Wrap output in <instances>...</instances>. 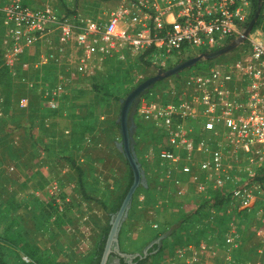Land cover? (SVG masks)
Returning <instances> with one entry per match:
<instances>
[{
	"label": "built area",
	"instance_id": "obj_1",
	"mask_svg": "<svg viewBox=\"0 0 264 264\" xmlns=\"http://www.w3.org/2000/svg\"><path fill=\"white\" fill-rule=\"evenodd\" d=\"M252 13L253 0H101L87 14L70 15L46 4L0 0V27L12 71L60 68L57 83L43 90L47 106L58 108L73 76L93 77L112 60L166 71L238 39ZM37 44V60L22 61ZM227 54L212 66L180 72L167 98L149 89L136 106L140 122L157 136L156 146L142 153L166 180L160 190L192 195L195 208L216 193L230 198L222 209L207 205L206 215L191 222L197 240L178 246L167 264H220L221 251L223 264H264V25ZM235 214L256 218L252 259L236 256L243 245L238 225L220 227L223 217Z\"/></svg>",
	"mask_w": 264,
	"mask_h": 264
},
{
	"label": "rangeland",
	"instance_id": "obj_2",
	"mask_svg": "<svg viewBox=\"0 0 264 264\" xmlns=\"http://www.w3.org/2000/svg\"><path fill=\"white\" fill-rule=\"evenodd\" d=\"M64 2L70 10L87 14L101 0ZM35 3L46 4L59 14H65L59 0H36ZM261 24L264 25V19ZM1 34L0 48L6 61L4 33ZM241 47H246V44ZM40 50L37 44L27 54L30 58H38ZM229 57L230 54H227L219 61ZM37 58L30 59V62H35ZM213 63L212 60L202 59L184 70L183 74L196 68L212 66ZM121 68V75L116 80L108 77L110 66L99 71L95 78L99 84L110 87L112 97L101 100L103 93L92 88V77L73 76L68 84L70 94L58 108L45 113L42 109L45 108V99H35L34 104L42 107L41 111L46 116L42 117L41 122L38 114L30 112L29 101L35 91L40 93L45 86H53V77L49 80L53 79L52 84L46 85L39 84L40 80L34 78L32 72L30 74L34 76L28 74L23 77L30 88L29 96L19 98L18 102L8 107L3 87L0 86V241L4 242L6 258L11 264H21L23 260L20 247L17 243L13 244L17 239L22 240V236H17L19 232H24L23 240L38 244L62 261L76 263L93 254L103 228L113 221L115 215L110 213V209H105L102 202L109 207L116 204L127 186L129 168L119 145L122 141L118 137L119 130L111 125V121L120 122L123 101L139 85L141 75L149 78L159 72L157 68L126 65ZM137 71L140 74L137 75ZM62 72L69 73L64 69ZM22 73V68L12 71L16 78ZM180 74L157 81L150 90L160 98H167L168 90L179 82ZM75 92H79V95L75 96ZM98 105L101 108L97 116L93 117L94 131H89V135L86 133L78 146L72 147L71 137L82 133L84 120L90 117ZM53 110H56L55 114ZM134 119L138 123L141 121L136 114ZM133 139L145 184H141L133 196L113 250L123 253L128 264H133L135 256L145 255L152 249V264H167L178 246L186 240H197L192 223L186 225L183 222L184 216L195 209L193 196L159 189L164 187L163 182L166 180L142 153L157 143L148 126H137ZM140 142L144 143L143 149H140ZM64 149L70 150L68 152L84 170V188L89 198H85L80 189L77 172L60 157ZM56 195L60 196V202L56 200ZM53 207L58 211H53ZM231 221L238 225L240 232L249 233L246 248H252L256 218L237 214L220 227L225 228ZM155 223L159 224V228L153 227ZM169 230L171 232L168 234ZM224 257L222 251L218 253L217 263L223 264ZM109 264H118V259L112 256Z\"/></svg>",
	"mask_w": 264,
	"mask_h": 264
},
{
	"label": "trees",
	"instance_id": "obj_3",
	"mask_svg": "<svg viewBox=\"0 0 264 264\" xmlns=\"http://www.w3.org/2000/svg\"><path fill=\"white\" fill-rule=\"evenodd\" d=\"M61 1V3L63 4V7H64V10H65V14L67 15H70L72 13H76V10H70L69 6L64 2V0H59ZM26 3H29L26 1ZM259 4H260V1L259 0H253V13H252V16H251V20L253 19L254 15H255V12L257 11L258 7H259ZM263 11H261V14H262ZM262 15L259 17L258 21L256 22L255 26L256 27L257 25H260L262 23ZM250 22L246 23L245 25V29L248 27ZM1 33H4V27H0V40L2 39L1 37ZM224 57V56H222ZM221 57V58H222ZM22 58V61L24 62H30L31 60L30 59H36V58H30V56L25 53L21 56ZM206 61V60H205ZM208 61V60H207ZM213 61V60H212ZM182 62V61H180ZM179 62V63H180ZM178 63V64H179ZM120 64V62H119ZM110 67H111V70H109V72L107 73L108 74V77L111 78V80H116L117 78L120 77L121 75V70H122V66L121 65H118L116 64V62H113L110 61ZM19 68H22L23 69V73L21 76H17L14 77V75L12 74V69L9 65L6 64V61L4 59V53H3V49L0 48V86L3 87V92L6 96V105L7 107L8 106H13V103L15 102H18L19 101V98L25 96V97H28L29 96V86L26 84V81H24L22 78L28 76V74H30L31 72L35 74L32 75L34 76V78H36L38 81H42V84L46 85V84H52V80L55 81V83L53 84V86L57 83V80H58V73L60 70V68H58L57 66H55L54 64H49V65H45L43 67H40V68H26L24 69L23 66H16L15 67V70L19 69ZM127 71V70H126ZM53 77V79L49 82V80ZM94 82L92 84V88L94 90H96L97 92H100V93H103V97L101 98L102 99H105L106 97H109V96H113L111 94V91H110V87L108 85H103V84H99L98 79H95L96 78V75L92 77ZM130 79V78H128ZM147 78H145L144 80H146ZM144 80L142 81H139L138 84H140L141 82H143ZM129 81H133L132 79H130ZM78 93V94H77ZM75 92V96H78L79 95V92ZM39 94V95H38ZM68 95H66L64 97L67 98ZM73 96V94H72ZM38 97L40 98H44L43 97V91L38 93L37 91L34 92V94H32L31 96V100L29 101V104H30V112L33 113H36L38 114V118H39V121L41 122L42 121V117H46L45 114H43V111H41L42 109L44 111H46L45 113H48L47 111H50L52 108L50 107H46V108H39V106L35 105L34 103L35 102V99H37ZM34 104V105H33ZM100 105V104H99ZM98 105V108H96L95 110L92 111V113L90 114V117L85 119L83 122V129H82V133L80 134H77L76 136L73 135L71 137V142H72V147H77L81 138H85L86 137V133L88 134L89 131H94V119L93 117H96L97 116V112L100 111ZM44 107V106H43ZM13 108V107H12ZM9 111V110H8ZM10 112V111H9ZM56 113V110H53V114ZM51 115V114H50ZM112 122V126H115L116 128H118V133H119V138H122V134H121V130H120V123L117 122V121H111ZM137 123V126H141V127H149L150 128V132L152 133V135L156 138L157 140V136L153 133L152 131V127L150 125H147L145 123H138V121H136ZM90 134V133H89ZM88 134V135H89ZM74 137V138H73ZM68 151L70 152V150L68 149ZM66 149H64L62 152H61V158L65 159L66 162L70 165V167L75 170L77 172V176H78V182H79V185H80V189L84 195L85 198H89V196L86 194V191H85V188H84V185H85V174H84V170L82 169V167L77 163V160L68 152ZM126 162H127V165H128V168H129V177H128V183H127V186L125 188V190L120 194V196L118 197V200L116 202V204H114L113 206H108L107 204H105L104 202L103 203V207L105 209H110V213L112 215H115L117 213V211L119 210L130 186L132 185L133 183V180H134V175H133V171H132V168L126 158ZM91 198V197H90ZM229 194L228 193H225V192H220V193H216V194H213L212 197L206 199L204 201V203L201 204V206H198L197 208H195L193 210V212H190L188 214H186V216H184V220L183 222L188 225L190 224L191 222H195V221H198L201 216L203 215H206V207L207 205H209L210 203H213L214 204V207L218 208V209H222L225 207V205L229 202ZM53 211L57 212L58 209L56 207H53L52 208ZM55 209V210H54ZM237 215V214H235ZM227 218V219H226ZM230 219V216L228 217H223L221 222H220V225H225L227 223V221ZM184 224V225H185ZM185 225V227H187ZM110 229H111V224L108 223L102 230V233L100 235V238H99V241H98V244L96 246V249L95 251L93 252L92 255L88 256L87 258H85L84 260L80 261V262H76V263H72V262H67V261H62L60 260L55 254L51 253V252H48V251H45L43 250L38 244L36 243H33V242H30L29 240H23V233L24 232H19L20 234H18L17 236H22V240H17L16 241H13V244L17 243L16 245L20 247V250L22 251L23 255H26L30 258V261L27 262L23 259V256H22V263L21 264H100L101 263V260H102V256H103V253H104V250H105V246H106V242H107V238H108V235H109V232H110ZM249 233H245V231L243 232L242 231V235H243V245L242 247L237 251V258L238 259H252L254 258V253H255V250H256V247H257V244L258 243H255L252 248L250 249H247L246 248V242L247 240L249 241ZM160 237V236H159ZM15 239V238H14ZM5 240H7V238H5ZM10 241V240H9ZM5 243H7L5 241ZM153 253H152V249H150V251L147 252V254L145 255H138V256H135L134 259H133V264H152L151 262V257H152ZM114 256L118 259V264H128L127 262V259L126 257L123 255V253H121L120 251H112L111 254H110V257H109V260H108V263L110 261V258ZM0 264H11L7 258H6V253H5V250H4V242H1L0 241Z\"/></svg>",
	"mask_w": 264,
	"mask_h": 264
},
{
	"label": "water",
	"instance_id": "obj_4",
	"mask_svg": "<svg viewBox=\"0 0 264 264\" xmlns=\"http://www.w3.org/2000/svg\"><path fill=\"white\" fill-rule=\"evenodd\" d=\"M259 1H260L259 7L255 12L253 19L249 23L248 27L246 28L242 36H240L238 39L231 41L228 45H226L225 47L219 50L188 58L166 71L160 70L158 74L151 76L146 80H144L143 82H141L136 88H134L128 94L126 99H124L123 106L121 109L120 122H119L120 130L122 134V141L120 142L119 145L132 168L134 180L119 210L115 214L113 221L111 222V229L107 238L105 250L100 264L108 263L110 254L113 251L114 243L118 240V234L120 231L121 224L125 219L127 212L130 208L133 196L136 190L138 189V187L141 184H145L144 172L143 169L141 168V164L139 163L138 157L136 155V151L134 147L135 141L133 139L134 132L137 129V124L134 119V114L136 112V106L139 102L140 97L149 89H151L152 86L157 81L172 75H179L181 71L193 67L202 59L212 60L234 50L240 43H242L245 40V38L251 32L252 28L255 26L256 21L258 20L262 10L261 0Z\"/></svg>",
	"mask_w": 264,
	"mask_h": 264
},
{
	"label": "crops",
	"instance_id": "obj_5",
	"mask_svg": "<svg viewBox=\"0 0 264 264\" xmlns=\"http://www.w3.org/2000/svg\"><path fill=\"white\" fill-rule=\"evenodd\" d=\"M26 1L29 2V3H31V4H33V3H35L36 0H34V1L33 0H26ZM45 103H46V101H45ZM45 103H44V107L46 108L48 106ZM194 205H196V203ZM170 232H171V230H169L167 233L169 234Z\"/></svg>",
	"mask_w": 264,
	"mask_h": 264
},
{
	"label": "flooded vegetation",
	"instance_id": "obj_6",
	"mask_svg": "<svg viewBox=\"0 0 264 264\" xmlns=\"http://www.w3.org/2000/svg\"><path fill=\"white\" fill-rule=\"evenodd\" d=\"M107 264H109V263H107Z\"/></svg>",
	"mask_w": 264,
	"mask_h": 264
}]
</instances>
